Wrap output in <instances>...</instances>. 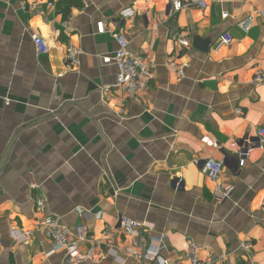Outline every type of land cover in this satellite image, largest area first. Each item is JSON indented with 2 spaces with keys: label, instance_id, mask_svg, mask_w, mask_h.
<instances>
[{
  "label": "crops",
  "instance_id": "1",
  "mask_svg": "<svg viewBox=\"0 0 264 264\" xmlns=\"http://www.w3.org/2000/svg\"><path fill=\"white\" fill-rule=\"evenodd\" d=\"M49 1L0 0V264H154L128 252L121 215L145 224L142 247L166 235L171 264H191V242L204 264H264V0ZM118 34L152 58L135 97L103 59ZM207 158L223 162L217 181ZM50 214L85 224L92 259L54 248Z\"/></svg>",
  "mask_w": 264,
  "mask_h": 264
},
{
  "label": "built area",
  "instance_id": "2",
  "mask_svg": "<svg viewBox=\"0 0 264 264\" xmlns=\"http://www.w3.org/2000/svg\"><path fill=\"white\" fill-rule=\"evenodd\" d=\"M56 1L57 0H51L48 2V5L52 7L55 5ZM198 4L201 7L206 6L204 0H199ZM187 6L188 4L184 3L182 0H175L173 2L175 11H179ZM227 16V13L223 14V17ZM115 38L118 43L117 50L111 57H104L103 59L106 63L112 61L117 67L115 86L125 95H132L135 97L139 95L146 84L153 79L152 58L150 55H137L131 53L128 48V41L124 35L118 34ZM34 39L39 54L45 53L49 50V46L43 38L35 37ZM219 41L221 44L228 45L232 43L233 36L229 32H224L220 35ZM179 42L185 47L189 46L188 39L182 38ZM78 54L79 50L71 49L69 57L75 64L79 63V59L77 58ZM172 67L180 76H184L182 66L173 63ZM253 81L257 84L264 82V71H258L254 76ZM238 113H240V110H238ZM258 137L260 146L264 148V128L259 130ZM247 143H250L249 139H247ZM249 153L250 148H244L239 152L241 166L246 164V161L249 158ZM223 168V162L213 158H207L203 160L202 163L203 172L213 181L219 180ZM218 193L223 199H227L231 195V190L219 187ZM77 212L81 215L83 210L78 208ZM119 223L124 234L133 239L134 248L129 249L128 252L131 253L136 260L151 261L154 264H171L170 260L164 255V250L167 248L166 235H162L159 238L158 245L142 247L140 239L147 231L145 224L126 215L120 216ZM43 225L44 230L55 249H63L66 251L67 256L74 259L76 262H84L92 259V255L83 254L80 251L81 246L89 240L84 223L70 226L64 222L60 215L50 214L45 217ZM53 251L54 250H52V252ZM184 256L191 264H204L200 257L198 246L194 242L190 243L189 249L185 252Z\"/></svg>",
  "mask_w": 264,
  "mask_h": 264
},
{
  "label": "water",
  "instance_id": "3",
  "mask_svg": "<svg viewBox=\"0 0 264 264\" xmlns=\"http://www.w3.org/2000/svg\"><path fill=\"white\" fill-rule=\"evenodd\" d=\"M3 162V161H2ZM2 166V163L0 164V167Z\"/></svg>",
  "mask_w": 264,
  "mask_h": 264
}]
</instances>
